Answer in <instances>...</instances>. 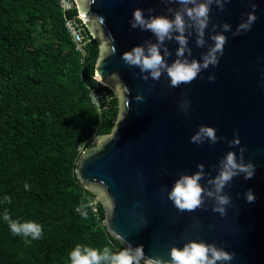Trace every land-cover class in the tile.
Returning <instances> with one entry per match:
<instances>
[{"label":"water","instance_id":"obj_1","mask_svg":"<svg viewBox=\"0 0 264 264\" xmlns=\"http://www.w3.org/2000/svg\"><path fill=\"white\" fill-rule=\"evenodd\" d=\"M75 2L99 46L94 78L118 98L112 131L97 135L76 164L80 183L103 206L109 233L124 247L142 246L145 258L168 260L172 247L203 241L234 253L230 264H264V0H231L223 13L212 6L207 43L199 48L195 34L190 35L189 59L200 60L212 44L208 39L215 34L212 23H228L235 31L252 3L256 4L257 20L246 34L233 37L232 32L224 33L228 40L219 65L177 88L169 87L166 74L159 81L140 79L139 69L128 67L121 59L124 52L146 40L156 42L150 32L131 29L133 11L144 10L146 18L149 8L155 9L152 15H167L164 4L159 0ZM165 47L171 53L166 58L171 64L178 45L175 40L166 41ZM209 75L215 80L210 82ZM137 95L143 96V102H137ZM183 100L190 102L187 116L178 107ZM200 125L215 128L217 136L225 139L212 146L190 143ZM234 133L239 134L240 145L229 148L226 141L233 140ZM239 147L247 149L244 161L253 163L256 171L252 179L241 175L225 188L231 198L226 216L214 213V202L207 198L201 209L179 212L167 198L179 176L191 175L203 164L206 178L200 183L208 187L207 174H217L212 166L229 151L239 160ZM248 189L256 197L251 204L244 197Z\"/></svg>","mask_w":264,"mask_h":264},{"label":"trees","instance_id":"obj_2","mask_svg":"<svg viewBox=\"0 0 264 264\" xmlns=\"http://www.w3.org/2000/svg\"><path fill=\"white\" fill-rule=\"evenodd\" d=\"M88 50L83 63L59 0H0V264H70L78 244L125 248L76 174L82 152L110 133L118 116L116 94L94 78L93 38ZM92 88L109 100L97 105ZM5 210L42 225V238L26 244L14 236Z\"/></svg>","mask_w":264,"mask_h":264},{"label":"clouds","instance_id":"obj_3","mask_svg":"<svg viewBox=\"0 0 264 264\" xmlns=\"http://www.w3.org/2000/svg\"><path fill=\"white\" fill-rule=\"evenodd\" d=\"M167 8V15H152L155 9H147L148 16L145 17L144 10L135 9L132 19L129 21L132 30L150 32L156 42L146 40L143 45L135 46L130 51L122 54L121 59L125 65L139 69V78L148 81H159L162 75L167 76L170 88H177L182 84L193 82L199 74L207 70L210 66L219 65L220 58L224 54V47L227 43V36L224 33L232 32L233 37L246 34L251 31L252 25L257 20L256 4L252 3L251 11L241 18L236 30L232 31V26L228 23L217 25L212 23L213 33L208 37L212 44L207 51L200 56V60L189 59L192 52L188 47V37L193 33L196 36V46L204 48L206 31L211 23V9L216 6L219 12L225 11V5L231 0H159ZM178 5L173 9L168 5ZM171 17V18H169ZM221 31L217 32V28ZM191 29V31H189ZM178 45L176 59L169 64L167 57L171 56L166 41H173ZM163 53V54H162ZM116 54L114 42H112L111 55ZM210 82L215 80L213 75L208 76ZM143 96L137 95V102H143ZM185 116L189 114L190 102L183 100L179 106ZM238 133H234V139L226 141L229 148L238 147L240 140ZM218 137L216 129L209 126L200 125L198 130L190 138V143L203 145L209 143L210 146L224 140ZM244 147H239V160L235 152L229 151L216 165L212 166L217 174L213 177L207 174L206 183L208 187L202 186L201 181L205 180L206 173L203 164L197 165V171L191 175L181 174L167 193V198L173 203L179 212H193L201 209L208 200L214 202L212 211L221 217L226 216L227 208L231 205V198L224 193L225 188L235 177L243 175L245 180L253 178L256 167L253 163L244 161ZM25 191L30 190L28 184L24 185ZM247 203H254L255 195L251 189L244 193ZM3 203H11V198L5 196ZM3 220L14 236L23 237L25 243L39 240L43 235L42 225L33 222H20L13 220L8 211L3 213ZM30 238V240H29ZM170 259L162 257L145 258L143 247L133 248L131 244L118 253H113L109 247L102 250L84 245H77L69 254L70 264H230L235 258L234 253H229L214 243L203 241H188L182 248L172 247L169 251Z\"/></svg>","mask_w":264,"mask_h":264},{"label":"built area","instance_id":"obj_4","mask_svg":"<svg viewBox=\"0 0 264 264\" xmlns=\"http://www.w3.org/2000/svg\"><path fill=\"white\" fill-rule=\"evenodd\" d=\"M59 6L65 14V27L75 44V49L80 54L82 62L84 63L89 55L88 49L92 42V36L83 23L79 13L72 16L70 15L75 11V9H77L75 0H59ZM91 92L93 100L97 105H100V99H104L103 101L109 100V97L106 96L105 92L98 93L94 88L91 89ZM90 202V204L94 206V211L98 212L97 205L99 201L97 197L92 199Z\"/></svg>","mask_w":264,"mask_h":264}]
</instances>
